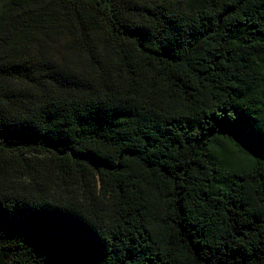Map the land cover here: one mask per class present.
<instances>
[{
	"label": "trees",
	"instance_id": "trees-1",
	"mask_svg": "<svg viewBox=\"0 0 264 264\" xmlns=\"http://www.w3.org/2000/svg\"><path fill=\"white\" fill-rule=\"evenodd\" d=\"M0 264H264V0H0Z\"/></svg>",
	"mask_w": 264,
	"mask_h": 264
}]
</instances>
